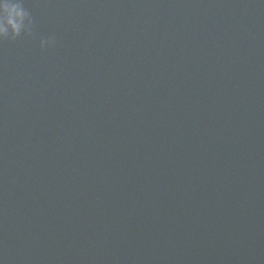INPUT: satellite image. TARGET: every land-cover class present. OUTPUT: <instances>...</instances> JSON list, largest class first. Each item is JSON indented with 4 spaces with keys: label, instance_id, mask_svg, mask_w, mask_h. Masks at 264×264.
Masks as SVG:
<instances>
[{
    "label": "water",
    "instance_id": "obj_1",
    "mask_svg": "<svg viewBox=\"0 0 264 264\" xmlns=\"http://www.w3.org/2000/svg\"><path fill=\"white\" fill-rule=\"evenodd\" d=\"M26 6L34 38L0 43L3 264H264V2Z\"/></svg>",
    "mask_w": 264,
    "mask_h": 264
},
{
    "label": "clouds",
    "instance_id": "obj_2",
    "mask_svg": "<svg viewBox=\"0 0 264 264\" xmlns=\"http://www.w3.org/2000/svg\"><path fill=\"white\" fill-rule=\"evenodd\" d=\"M35 27V18L26 6V0H0V43L21 38H34ZM56 44L55 35L50 34L39 38L41 50L54 48ZM0 264H3L2 259Z\"/></svg>",
    "mask_w": 264,
    "mask_h": 264
}]
</instances>
